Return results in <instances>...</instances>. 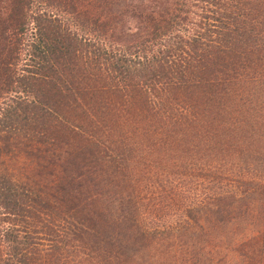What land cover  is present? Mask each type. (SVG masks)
Wrapping results in <instances>:
<instances>
[{"label": "trees", "instance_id": "trees-1", "mask_svg": "<svg viewBox=\"0 0 264 264\" xmlns=\"http://www.w3.org/2000/svg\"><path fill=\"white\" fill-rule=\"evenodd\" d=\"M146 255L264 264V0H0V264Z\"/></svg>", "mask_w": 264, "mask_h": 264}, {"label": "rangeland", "instance_id": "rangeland-1", "mask_svg": "<svg viewBox=\"0 0 264 264\" xmlns=\"http://www.w3.org/2000/svg\"><path fill=\"white\" fill-rule=\"evenodd\" d=\"M129 23H131V22H129ZM145 208H146L145 211L148 210V211L150 212V208H151L150 206H146ZM157 209H158V207H157ZM146 216H148V213L145 214V217H146ZM141 247H142V246H141ZM141 249H142V248H141ZM146 251H155V250H153L152 248H150V249L147 248ZM144 259H145V262H142V261H141L142 264H152V260H151V256H150V255H146V256H144L142 260H144ZM138 262H139V261L137 260V264H138Z\"/></svg>", "mask_w": 264, "mask_h": 264}]
</instances>
